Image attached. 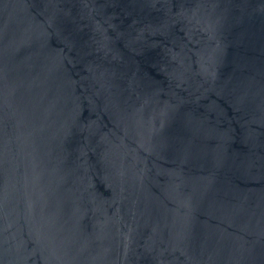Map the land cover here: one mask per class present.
<instances>
[{
  "label": "water",
  "instance_id": "95a60500",
  "mask_svg": "<svg viewBox=\"0 0 264 264\" xmlns=\"http://www.w3.org/2000/svg\"><path fill=\"white\" fill-rule=\"evenodd\" d=\"M0 264H264V0H0Z\"/></svg>",
  "mask_w": 264,
  "mask_h": 264
}]
</instances>
